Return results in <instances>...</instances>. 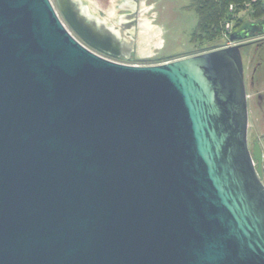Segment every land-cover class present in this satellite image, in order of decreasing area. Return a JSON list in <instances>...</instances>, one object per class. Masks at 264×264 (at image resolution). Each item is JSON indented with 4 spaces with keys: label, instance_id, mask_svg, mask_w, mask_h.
Segmentation results:
<instances>
[{
    "label": "water",
    "instance_id": "95a60500",
    "mask_svg": "<svg viewBox=\"0 0 264 264\" xmlns=\"http://www.w3.org/2000/svg\"><path fill=\"white\" fill-rule=\"evenodd\" d=\"M131 10L0 0V264H264L241 52L264 16L131 64Z\"/></svg>",
    "mask_w": 264,
    "mask_h": 264
},
{
    "label": "rangeland",
    "instance_id": "374dc122",
    "mask_svg": "<svg viewBox=\"0 0 264 264\" xmlns=\"http://www.w3.org/2000/svg\"><path fill=\"white\" fill-rule=\"evenodd\" d=\"M116 1L91 0L92 8L104 11L102 15L106 18L108 15L116 16L119 13V8L115 6ZM149 1L153 2V9L148 15H141L146 21L134 33L138 37V52L143 57L133 62L199 53L198 44L192 39L198 21L195 0ZM238 15L246 22L252 20L249 10H241ZM226 40L227 37L223 34L220 42ZM241 52L247 93L250 96L249 145L252 147L253 142L257 140L264 152V38L246 44Z\"/></svg>",
    "mask_w": 264,
    "mask_h": 264
},
{
    "label": "trees",
    "instance_id": "16d2710c",
    "mask_svg": "<svg viewBox=\"0 0 264 264\" xmlns=\"http://www.w3.org/2000/svg\"><path fill=\"white\" fill-rule=\"evenodd\" d=\"M231 5L233 9H230ZM194 7L198 21L192 39L198 44L199 52L221 45L220 40L223 37L226 23H232L229 35L249 23L250 21L246 22L238 15L241 10H249L252 20L264 16V0H195ZM176 57L152 58L144 63H160Z\"/></svg>",
    "mask_w": 264,
    "mask_h": 264
},
{
    "label": "flooded vegetation",
    "instance_id": "af4514ba",
    "mask_svg": "<svg viewBox=\"0 0 264 264\" xmlns=\"http://www.w3.org/2000/svg\"><path fill=\"white\" fill-rule=\"evenodd\" d=\"M153 2L149 1V0H117L115 3V6H117L119 8V13L121 15H125L128 14L130 12H132L131 8H133L140 16L141 15H145L147 13H151V9H153ZM100 14H103L104 11L102 12V10H99ZM251 21V20H250ZM143 26V24L138 23L137 24V31L138 29H140ZM136 36V34H135ZM259 40V38L257 37H252L251 41L248 42L247 44L253 43L255 41ZM148 44V43H147ZM138 48H139V44H136V50L135 52H133L130 55L129 60H126L125 57L122 55L120 58H118V61H122V62H133L134 60H139L140 58H142V54H140L138 52Z\"/></svg>",
    "mask_w": 264,
    "mask_h": 264
},
{
    "label": "built area",
    "instance_id": "2783aa9c",
    "mask_svg": "<svg viewBox=\"0 0 264 264\" xmlns=\"http://www.w3.org/2000/svg\"><path fill=\"white\" fill-rule=\"evenodd\" d=\"M230 9H233V5L230 6ZM67 28L69 29V27L67 26ZM231 28H232V23H226L225 25V30L223 32L224 34V37L226 38L227 37V40L225 42H222L221 45L219 47H228V46H231V45H234L236 42L235 41H232L230 40L229 38V32L231 31ZM70 30V29H69ZM71 33H73L71 30H70ZM165 62V61H163ZM128 63H131V64H155V63H144V62H128ZM161 63V62H160ZM250 96L248 95V98ZM263 181H264V178H263Z\"/></svg>",
    "mask_w": 264,
    "mask_h": 264
},
{
    "label": "crops",
    "instance_id": "0c3cea01",
    "mask_svg": "<svg viewBox=\"0 0 264 264\" xmlns=\"http://www.w3.org/2000/svg\"><path fill=\"white\" fill-rule=\"evenodd\" d=\"M100 10V9H99ZM263 150V149H262Z\"/></svg>",
    "mask_w": 264,
    "mask_h": 264
}]
</instances>
